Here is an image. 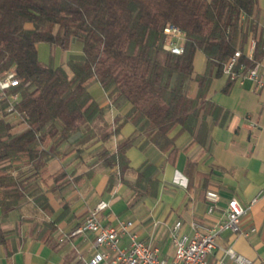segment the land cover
Returning a JSON list of instances; mask_svg holds the SVG:
<instances>
[{
  "label": "trees",
  "instance_id": "16d2710c",
  "mask_svg": "<svg viewBox=\"0 0 264 264\" xmlns=\"http://www.w3.org/2000/svg\"><path fill=\"white\" fill-rule=\"evenodd\" d=\"M167 24L185 32L180 54L164 47ZM262 33L258 0H0V74L14 69L19 83L11 90L20 94L16 121L8 101L0 100V244L13 231L3 227L10 211L29 199L50 208L41 186L47 162L103 113L89 91L92 83L113 104H128L115 130L129 120L147 141L167 149L173 126L180 124L197 140L204 117L220 113L205 98L210 82L224 74L237 49L239 61L249 66L261 60ZM250 36L256 38L254 61L245 56ZM72 37L81 41V52L69 53L65 65L54 63L53 51L48 62L38 57L39 42L67 49ZM196 50L206 58L201 73L193 68ZM132 141L117 146L111 163L125 167ZM52 177L56 187L66 182L63 171ZM52 229L42 222L38 236Z\"/></svg>",
  "mask_w": 264,
  "mask_h": 264
},
{
  "label": "crops",
  "instance_id": "0c3cea01",
  "mask_svg": "<svg viewBox=\"0 0 264 264\" xmlns=\"http://www.w3.org/2000/svg\"><path fill=\"white\" fill-rule=\"evenodd\" d=\"M258 26L264 29V0H258ZM74 42L76 49H72ZM42 43L37 44L38 51ZM81 47L73 37L67 49L51 47L60 49L58 58L56 51L53 55L54 63L65 65L69 53H80ZM261 61L264 74V55ZM192 62L195 73L204 71L206 58L200 50ZM196 90L193 82L190 94ZM89 91L103 113L83 124L47 162L41 186L50 208L43 210L29 199L9 212L3 227L13 231L7 243L0 244V264H84L95 251L93 234L71 232L101 199L109 203L101 213L103 223L132 219L139 237L157 245L169 259L175 221H182L184 232H190L189 222L194 219L216 223L225 218L226 201L232 196L247 208L241 228L256 227V231L247 236L222 231L208 262L239 264L227 251L232 248L251 264H264V86L254 89L250 79L229 82L225 73L213 78L205 98L220 113L204 117L197 140L180 124L173 126L168 133L173 144L167 149L147 141L129 120L115 130V120L128 104H113L97 82ZM127 138L133 141L125 151L127 164L121 168L118 162L111 163L109 155ZM59 171L65 173L66 182L56 187L52 175ZM207 189L220 195L210 213L204 197ZM42 222L53 229L39 237Z\"/></svg>",
  "mask_w": 264,
  "mask_h": 264
},
{
  "label": "built area",
  "instance_id": "2783aa9c",
  "mask_svg": "<svg viewBox=\"0 0 264 264\" xmlns=\"http://www.w3.org/2000/svg\"><path fill=\"white\" fill-rule=\"evenodd\" d=\"M164 47L174 54L184 51L185 32L177 26L167 24L164 27ZM264 41V29L262 33ZM256 46V38L250 36L245 49V56L253 60V52ZM240 50H235L226 65L224 73L230 80L242 81L250 79L254 89L264 86V74L260 72L261 60H256L252 65L239 61ZM18 78L14 69H9L0 74V100L8 101V110L19 116L15 105L20 99L17 91H12L13 86L18 85ZM206 211L212 212L220 195L216 190L207 189L204 192ZM108 201L101 199L91 207L85 219L77 225L72 235L90 232L93 234L95 251L84 264H169L168 258L163 256L159 247L151 241H144L134 229L132 219H120L114 225L105 224L101 220V213L108 208ZM247 212L235 197H229L226 201L225 218L213 224H206L200 220L189 222L190 232L181 230L182 221L177 220L170 229L173 243L171 264H209L208 255L216 246V240L224 230L238 232L245 236L256 231V227L241 228V219ZM230 256L239 264H251V261L232 248L227 249Z\"/></svg>",
  "mask_w": 264,
  "mask_h": 264
},
{
  "label": "rangeland",
  "instance_id": "374dc122",
  "mask_svg": "<svg viewBox=\"0 0 264 264\" xmlns=\"http://www.w3.org/2000/svg\"><path fill=\"white\" fill-rule=\"evenodd\" d=\"M74 40H79L78 38L76 37H73ZM75 43L77 42H74L72 44V49H76L77 47L75 46ZM79 44V47H80V42L78 43ZM51 51H53V49L51 48V46L47 43V42H43L40 46H39V51H38V56L41 60L45 61V62H48L52 57H51ZM56 51V56L57 58L59 57L60 55V49H57L55 50ZM55 51H53V54L52 56L54 55ZM195 53V52H194ZM193 57H194V54H193ZM11 119L16 121L17 119L13 116V115H10ZM168 262L170 263L171 262V257L168 259Z\"/></svg>",
  "mask_w": 264,
  "mask_h": 264
}]
</instances>
